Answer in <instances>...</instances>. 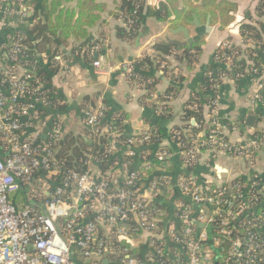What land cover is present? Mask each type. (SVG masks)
Returning <instances> with one entry per match:
<instances>
[{"label": "built area", "instance_id": "obj_1", "mask_svg": "<svg viewBox=\"0 0 264 264\" xmlns=\"http://www.w3.org/2000/svg\"><path fill=\"white\" fill-rule=\"evenodd\" d=\"M9 1L0 0V31L7 33L13 14L20 21L30 14L24 5L15 11L11 4L7 6ZM6 35L0 44L5 46L0 49V64L22 53L18 42H11L10 32ZM230 61L227 57L225 65ZM248 72L256 79L252 103L264 107V75L258 68ZM26 78L12 74L6 87L0 83V264H84L88 259L97 261L93 255L101 260L107 253L122 255L120 264H146L127 253L135 236L157 232L163 210L155 204L154 196L168 184L167 174L151 180L148 188L154 196L143 193V175L133 170L129 161L117 159L121 150L115 141L107 148L109 159L115 161L104 175L92 160L84 171H63L52 149L63 134L60 123L40 121L34 133L25 137L37 117L32 113L37 100L28 99L26 105L17 106L29 92ZM212 106L213 133L209 138L190 137L188 148L187 141L180 143L185 167L200 158L201 147L247 160L264 151L262 134L235 141L219 134L221 128L214 116L216 98ZM21 117H26V122ZM103 117V108L86 111L85 124L93 128ZM109 132L115 135L113 129ZM153 138L151 133L126 138V156H133L135 148ZM155 155L160 161L170 156L165 149ZM177 188L183 199L175 201V223L165 235L178 249L173 250V258L160 259L158 264H215L216 257L221 258L218 264H264V181L255 175L239 177L215 191L211 185H198L184 176L179 177ZM193 221L204 228H196ZM153 255L165 256L159 249Z\"/></svg>", "mask_w": 264, "mask_h": 264}, {"label": "crops", "instance_id": "obj_2", "mask_svg": "<svg viewBox=\"0 0 264 264\" xmlns=\"http://www.w3.org/2000/svg\"><path fill=\"white\" fill-rule=\"evenodd\" d=\"M10 0L7 6L11 4L15 11L14 2ZM26 2L27 0H22ZM119 0H106L107 9L101 14L99 23L90 30L88 40L97 41L96 50L92 47V56L86 52V48L76 49L77 43L70 42L64 47H60L57 54L43 53L37 55V63L43 71L50 74V85L53 88L52 94L55 99V107L48 104L40 112L44 111V115L33 119V127H29L26 136L34 133L37 122L46 120L50 123H60L64 133L73 132L83 135V138L92 143V138L83 132V128L90 129L85 124L86 111L90 103L96 105V108H103L104 119H113V116L120 115L122 119L123 133L127 137L137 136L144 133H151L156 137L155 141L159 142V146L165 147L170 156L165 159V163L160 166H153L152 158L154 149L157 146L144 145L135 148L133 156L129 157L131 168L143 175L141 181L142 192L154 196L148 187L151 180L157 179L163 174H167L169 182L163 189L158 190V195L154 196V201L162 205V221L161 225L166 223H175L174 204L175 201L183 199L177 188L179 177H184V173L176 175L173 173V165L179 169H185L179 155V150L175 145L171 130L173 127H179L183 124L181 121L182 111L186 102L190 98L193 91L197 89L198 83L201 81L204 69L213 60V56L219 49H233L232 55L242 58L243 54L251 52L258 58L260 65L257 67L259 72L264 75V16L257 13V4L259 0H238L237 10L233 13L234 20L225 29H220L218 25H211L209 19L200 22L201 25L207 22L209 26L205 28L203 35L199 40L192 43L189 50H192L194 44L201 45V51L197 55L193 63L185 60H179L174 57L177 53L181 54V49L174 51L171 56L157 66L146 68L141 65L135 66L138 59H142L145 55L151 58L155 57L154 47L156 41L163 40L165 36L179 41L184 40V33L178 31V27L185 28L188 34L193 37L197 36V27L191 23L183 21L173 22L174 16H171L167 22H159L155 18L145 16L141 21L139 31L128 39L117 37L115 31L117 26H122V21L115 17V8ZM147 6H156L162 0H144ZM27 7V6H26ZM28 8V7H27ZM28 13H30L28 9ZM30 16V14H29ZM29 19V17H28ZM20 21L14 14L11 16L9 29L13 31L17 27H21L29 20ZM243 24H250L256 27L260 35V39L249 38L243 40L241 35V27ZM171 30H176L173 33ZM5 31H0V36H5ZM3 38V37H2ZM163 46V45H159ZM181 56V55H180ZM230 60L232 56L229 55ZM94 61L99 62V66L94 65ZM247 64L252 65V61L246 58ZM251 63V64H250ZM13 67L12 64L8 65ZM2 67V64H0ZM14 68V67H13ZM8 69L7 64L3 70ZM17 75H29L30 80L34 76V72L30 68L16 67ZM2 70V71H3ZM8 70H12L9 68ZM0 71V72H2ZM3 71V72H4ZM5 73V72H4ZM144 73L147 80L133 81L131 74ZM219 83L215 85L217 106L214 108L215 119L220 125L224 135L231 141L245 139L250 137L256 131L264 133V108L252 103V94L255 89V77L246 73L233 78L232 74L222 75L219 77ZM40 85V84H39ZM145 85L152 89L148 95ZM170 87L172 95L169 99V109L166 115L161 116L159 111L153 108L155 100L163 101L164 94ZM148 95V96H147ZM64 105V107H60ZM91 105V106H92ZM213 112L211 113V115ZM209 115V118L210 116ZM253 115L255 124L252 127L245 126L247 117ZM26 122V117L20 118ZM242 126H245L242 128ZM199 134V133H198ZM200 135V134H199ZM126 148H122L117 159H122V155L126 156ZM156 156V155H155ZM205 153L200 155L199 161L195 165H201L199 173L193 178L198 185L212 184L217 187L229 184L237 177L257 176L264 181V153L257 154L255 160L250 162L247 159H235L232 156L217 155L211 156ZM172 169H169V168ZM219 167V168H218ZM113 173L117 174L116 168ZM188 177V176H185ZM158 230L153 235L141 233L132 240L131 248L134 249V256H138L147 261L154 258L153 262L157 264L162 256H154L153 252L157 249L163 251V255L173 258V248L168 243L166 237H163L164 229L158 225ZM204 228L203 224H200ZM153 251V252H152ZM111 253H107L102 261H96L97 264H111ZM94 261L84 264H92ZM151 263V261H149Z\"/></svg>", "mask_w": 264, "mask_h": 264}, {"label": "trees", "instance_id": "obj_3", "mask_svg": "<svg viewBox=\"0 0 264 264\" xmlns=\"http://www.w3.org/2000/svg\"><path fill=\"white\" fill-rule=\"evenodd\" d=\"M20 1L21 4L27 6L30 11L29 21L20 28L17 27V29L13 31H8V33L10 32L12 35L11 42H18L22 53H15L12 55L13 60L2 62L3 68L5 67V64H7L8 69L12 68V70L6 69L4 71L3 68H0V71L3 70L5 72L2 71L0 74V83L6 87L10 81V76H12V74L17 75L18 71L15 69L16 67L32 69L34 72L32 75L34 76H31L32 78L27 80V89L29 92L24 95L25 101L19 102L17 106L20 108L21 105L27 104L26 100L35 99L37 101L34 105L35 110L32 113L35 112L41 117V115H44V111L42 113L40 111L45 108L42 106L50 104L55 107L56 101L52 97L54 91L50 85V74L43 71L40 65H38L36 62L37 55L43 53L57 54L60 47H64L72 41L77 43L76 49L81 47L86 48V52L92 56L93 52L91 49L95 46L97 41H89L88 36L90 30L101 20V14L107 9V4L106 0H27L26 2L17 0V2H14L13 6L16 8ZM237 1L238 0H162L156 6H147L144 0H119L114 15L122 21L123 27L117 26L115 33L117 37L121 39L131 38V36L139 31L141 21L145 16L155 18L159 22H167L171 16H174L173 22L183 21L189 23L194 20L195 15L200 22H205L209 19L211 25H218L220 29H225L234 20L233 13L237 10ZM257 13L264 16V0L258 1ZM129 19L132 20L131 23L129 22ZM260 27H264V24L261 23ZM8 33L6 32L4 35ZM241 35L243 40L246 41L249 38H254L255 40L260 39L261 34L258 33V30L253 25L243 24L241 27ZM4 47V45L2 47L0 46V49ZM8 48L9 46L7 49ZM154 49L156 53L155 57L151 58L150 56L145 55L142 59H138L134 65L137 67L144 65L146 68H151L152 66H157L166 61L168 57L171 56V53L174 55V51H177L175 46L157 45ZM200 51V43L194 44L192 50H189L188 47H184L181 54L178 55L175 53L176 55L174 57H177L179 60H185L188 63H193ZM232 52V48L217 50L211 63L205 67L202 79L197 85V89L192 92L183 108L181 116L183 124L179 127H173L171 130V137L177 146V150H182L180 143L185 141H187L185 148H188L190 145L188 139L190 137H199L200 140H207L209 135L213 133L211 125V113L213 112L212 102L216 96V89H214V87L219 83V77L232 74V77L235 78L237 77L236 74L238 72L244 74L249 68H257L260 65L258 58L253 55L255 52L246 55L243 54L242 58L232 55ZM255 54L259 55V53ZM229 55L232 56V59L230 65L226 66L225 59L229 57ZM246 58H248L249 61H252L251 66L247 64ZM10 64H12L14 68L9 67L8 65ZM29 75L30 74H28V76L22 74V76H27V78ZM130 78L136 82L147 80L144 73L131 74ZM145 89L148 95L153 91L146 85ZM171 91H174L173 87H170L164 94L159 95L158 97H163L164 95H170L171 97ZM162 102L163 103H158V100H155L152 105L156 111L160 112L161 116L166 115L168 112V104L170 101L164 98ZM91 105L92 104L90 103V106L86 108L87 111L96 109V105ZM255 105L263 107L259 104ZM60 107H64V105H61ZM209 115H211L210 118ZM104 117L95 127L90 129L83 128V132L92 138V143L87 142L83 138V135L75 134L73 132H63V134H61L54 142V145H52L54 157L63 171H84L88 166L87 162L92 160L91 163L95 164L104 175L110 167V164H112V161H115L114 159H109L110 153L107 148L112 141H115V143H120L117 145V149L121 150L125 145L124 140L128 137L123 133V118L120 115L113 116V119L109 120H105ZM39 122H37V124H39ZM48 123L51 124L50 122ZM109 128L113 129L114 136H110ZM220 132L223 133L222 129L219 130V134ZM258 134H260V131H256L253 135ZM25 137L27 136L25 135ZM156 137H159V135H156ZM154 138L146 145L157 146V148L154 149L152 163L153 166L158 167L166 161L165 159L162 161L158 160L155 154L158 150L165 149V147L159 146V142L155 141ZM226 139L228 140L227 137ZM140 147L142 146H139L138 148ZM199 153H202V155L206 153L208 159H211V156L213 155H217L215 151L209 150L207 147H201ZM0 157H2L1 150ZM129 159V157L122 155V161H129ZM199 159L197 161H199ZM197 161L191 164L189 163V165H186V168L183 170L178 168V165H180L179 161L176 165L177 167L173 165V173L179 175L183 171L185 176H195V174L199 173V169L201 168V165H195ZM172 168L170 167L169 169ZM238 178L239 177L234 180ZM205 186L208 187L209 184ZM211 188L216 191L217 187L211 184ZM217 193L218 192L215 194ZM21 197L23 198V195H21ZM154 202L158 208L161 210L163 209V206L160 205V203L158 204L156 201ZM158 225L161 229H164L163 237H166V230L171 224L166 223L165 226H162L161 221H159ZM193 225L196 228H201L200 224L194 221ZM167 241L171 247L178 248L171 240L167 239ZM115 244L128 247L125 243L117 244V242H115ZM224 246H228V243L225 242ZM127 254L146 264L156 263V261L153 262V257L152 261L151 259L149 260L151 261L150 263L146 260L149 258L141 260L140 257L134 256L135 253L132 248H129ZM110 256L112 257L111 264H120L122 255L111 253ZM165 258L166 256H162L160 259ZM215 261V264H218L221 262V258L216 257Z\"/></svg>", "mask_w": 264, "mask_h": 264}, {"label": "water", "instance_id": "obj_4", "mask_svg": "<svg viewBox=\"0 0 264 264\" xmlns=\"http://www.w3.org/2000/svg\"><path fill=\"white\" fill-rule=\"evenodd\" d=\"M192 24H194L197 27V29H196L197 36L191 37L185 28L178 27V31H182L184 33V40L179 41L177 39H172L168 36H165L163 40L156 41L155 44H159V45H163V46H175L177 49H181L184 46L191 47L192 43L195 42L196 40H199V38H201V36L203 35L205 28L209 26L208 22L205 25H201V23H199V21L197 19H195L192 22ZM171 31L173 33H176V30H171ZM2 43H3V38L0 36V44H2ZM254 124H255V117L253 115H249L247 117L245 126L252 127V126H254ZM245 126H242V128ZM92 258H94L97 261H100L99 257H97L95 255H93ZM102 260L103 259H101V261ZM90 261H91V259L87 260V262H90ZM102 263H106V260L104 259L102 261Z\"/></svg>", "mask_w": 264, "mask_h": 264}, {"label": "rangeland", "instance_id": "obj_5", "mask_svg": "<svg viewBox=\"0 0 264 264\" xmlns=\"http://www.w3.org/2000/svg\"><path fill=\"white\" fill-rule=\"evenodd\" d=\"M260 134L264 135V133H263L262 131H260ZM225 137H226V136H225ZM263 152H264V151H260L261 155L263 154ZM258 154H259V153H258ZM219 155H224V154H223V153H218V156H219ZM224 156H227V155H224ZM256 156H257V154L253 153V154H252V157L249 159V161H250V162H253V161L255 160ZM247 176H248V175H247ZM241 178H242V177H241ZM210 185H211V184H210ZM210 185H209V186H210ZM214 186H215V185H214ZM216 187H217V186H216ZM19 194H20V193L16 194L14 198H15V199L18 198V197H19ZM228 206H229V205H228ZM92 264H97V263H96V261H94V262H92Z\"/></svg>", "mask_w": 264, "mask_h": 264}]
</instances>
